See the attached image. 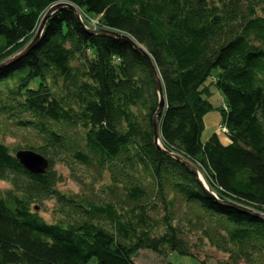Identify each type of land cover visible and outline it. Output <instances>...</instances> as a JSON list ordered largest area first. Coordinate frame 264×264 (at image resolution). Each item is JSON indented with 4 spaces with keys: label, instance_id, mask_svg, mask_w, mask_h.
Masks as SVG:
<instances>
[{
    "label": "trees",
    "instance_id": "obj_1",
    "mask_svg": "<svg viewBox=\"0 0 264 264\" xmlns=\"http://www.w3.org/2000/svg\"><path fill=\"white\" fill-rule=\"evenodd\" d=\"M57 3L147 50L166 100L163 149L197 166L220 198L264 213V0H0V63ZM211 86L225 100L227 145L216 133L201 141ZM157 107L143 56L88 33L69 8L53 13L38 45L0 70V133L32 132L22 147L0 142L11 186L0 196V264H135L142 249L195 257L191 232L227 255L221 264H264V221L209 201L189 168L156 149ZM19 149L47 158L46 172L25 170ZM57 163L107 174L101 201L57 190ZM53 198L64 219L47 223L33 206Z\"/></svg>",
    "mask_w": 264,
    "mask_h": 264
},
{
    "label": "rangeland",
    "instance_id": "obj_2",
    "mask_svg": "<svg viewBox=\"0 0 264 264\" xmlns=\"http://www.w3.org/2000/svg\"><path fill=\"white\" fill-rule=\"evenodd\" d=\"M91 19L98 20V18ZM4 44L5 40L0 36V48ZM209 82L210 80L207 83ZM208 99L213 109L204 116V129L201 133V141L205 142L213 133H216L219 135L220 141L227 145L230 142L229 138L220 129L222 124L221 109L225 102L224 97L211 86V95ZM31 138L32 132L28 130L14 129L10 132L0 133V142L7 145L10 149L22 147ZM29 142H32V140ZM54 170L60 175V181L57 183L56 188L61 193L71 197L83 195L93 202L101 201L104 196L102 184L108 183V175L104 174L103 178H101L95 165L85 167L73 164L68 167L65 163H57L54 166ZM10 188L9 182L0 180V196H3ZM38 213L47 223H56L60 219H64V216L58 211V204L54 198L44 201ZM199 237L200 234L196 232L187 233L185 237L190 243L191 252L195 257L181 256L175 252L163 257L150 250L142 249L133 256V260L135 264H221V262L227 260V255L215 250L207 241H200ZM95 261L93 258L89 264H95ZM239 264L247 263L241 261Z\"/></svg>",
    "mask_w": 264,
    "mask_h": 264
},
{
    "label": "water",
    "instance_id": "obj_3",
    "mask_svg": "<svg viewBox=\"0 0 264 264\" xmlns=\"http://www.w3.org/2000/svg\"><path fill=\"white\" fill-rule=\"evenodd\" d=\"M61 8L71 9L75 14V18L78 24L88 33L92 35L104 36L108 38H115L118 40H122L126 42L127 44H129L136 52H138L141 56L145 58L147 64L149 65L152 77L154 79L155 90H156V94L158 97L157 111L154 114L153 119H152L154 144H155L156 149L159 152H162L166 154L167 156L173 158L177 162H180L181 164L187 166L190 169L191 173L196 177V180L202 192L204 193V195L206 196L208 200L214 202L215 204L237 210L238 212L254 216L264 221V213L256 212L255 210L249 207H246V206H241V205H237L232 202H229V201L218 199L215 193L213 192V190L211 189V187L205 181L199 169L194 164L184 159L179 154L170 153L163 149L160 143V122H159V117H161L164 114L165 109H166V100H165L164 92H163V84L158 75V72L153 63V60L151 59V56L149 55L147 50L142 45L137 43L131 36L124 34V33H118L112 30H107V29H98V30L90 29L83 22L81 13L75 5L70 4V3H57L51 6L46 11L43 18L41 19V22L38 25V28L36 30L34 37L29 41V43L26 44L21 50H19L18 52H16L9 58H7L5 61L1 62L0 70L17 63L18 61L26 57L30 53V51L33 50L38 45V43L40 42L42 38V34L44 32V29H45V26L47 24L49 17L56 11L60 10ZM15 158L18 160L19 164L31 174H36V175L43 174L44 172H46L47 168L49 167V161L47 160V158H45L41 154L31 149H19L15 153Z\"/></svg>",
    "mask_w": 264,
    "mask_h": 264
},
{
    "label": "bare ground",
    "instance_id": "obj_4",
    "mask_svg": "<svg viewBox=\"0 0 264 264\" xmlns=\"http://www.w3.org/2000/svg\"><path fill=\"white\" fill-rule=\"evenodd\" d=\"M81 17H82V20H83V22L85 23V25L88 27V28H90V29H93V30H98V29H102V28H98V26H97V24H93L92 23V21H91V19H89L88 17H86V16H82L81 15ZM43 18V17H42ZM41 22V21H40ZM38 28V27H37ZM29 43V42H28ZM27 43V44H28ZM159 120H160V117H159ZM220 129H221V131L224 133V134H226L227 136H228V131H227V129L226 128H224V127H220ZM217 136L219 137V135L217 134ZM181 156V155H180ZM15 157V156H14ZM185 166V165H184ZM187 167V166H186ZM197 167V166H196ZM188 168V167H187ZM190 170V169H189ZM45 173V172H44ZM43 173V174H44ZM34 175H36V174H34ZM38 175H42V174H38ZM206 181V180H205ZM212 189V188H211ZM213 190V192L215 193V195H216V197L218 198V199H220V200H225V201H229V202H232V203H234V204H237V205H241V206H243L242 204H240V203H237V202H235V201H233V200H230V199H222V198H220V196H219V194L214 190V189H212ZM75 197V196H74ZM206 197V196H205ZM210 201V200H209ZM212 202V201H211ZM214 203V202H213ZM215 204V203H214ZM216 205H218V204H216ZM42 206V204L41 205H39V204H34V206H33V211L35 212V213H37L38 214V216H40L39 215V213H38V210H39V208ZM219 206H222V205H219ZM223 207H225V206H223ZM226 208H228V207H226ZM260 213H262V212H260ZM41 217V216H40ZM42 218V217H41Z\"/></svg>",
    "mask_w": 264,
    "mask_h": 264
},
{
    "label": "built area",
    "instance_id": "obj_5",
    "mask_svg": "<svg viewBox=\"0 0 264 264\" xmlns=\"http://www.w3.org/2000/svg\"><path fill=\"white\" fill-rule=\"evenodd\" d=\"M91 21H92L93 24H96V21H95V20H92V19H91Z\"/></svg>",
    "mask_w": 264,
    "mask_h": 264
}]
</instances>
